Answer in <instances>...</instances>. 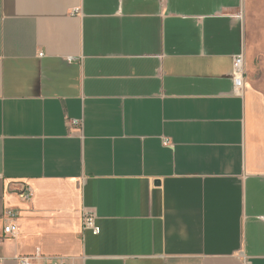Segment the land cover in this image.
Returning <instances> with one entry per match:
<instances>
[{
    "label": "crops",
    "instance_id": "1",
    "mask_svg": "<svg viewBox=\"0 0 264 264\" xmlns=\"http://www.w3.org/2000/svg\"><path fill=\"white\" fill-rule=\"evenodd\" d=\"M263 6L0 0V264H264V79L231 78Z\"/></svg>",
    "mask_w": 264,
    "mask_h": 264
},
{
    "label": "built area",
    "instance_id": "2",
    "mask_svg": "<svg viewBox=\"0 0 264 264\" xmlns=\"http://www.w3.org/2000/svg\"><path fill=\"white\" fill-rule=\"evenodd\" d=\"M42 55V53H40ZM231 78L233 83V90L235 93H240L245 79V55L243 51L232 55V69ZM72 124H77V121L72 120ZM20 197L24 200L29 199L31 195L30 188L24 186L19 193ZM6 217L14 220L17 217V212L8 210L5 213ZM82 228L90 229L93 234L99 232V227L95 223V215L92 211L84 209L82 211ZM17 231V226L14 222H10L3 226L2 233L0 234V245L4 239L14 237ZM17 264H77L71 257L63 255H45L36 250L31 254H20L16 257Z\"/></svg>",
    "mask_w": 264,
    "mask_h": 264
},
{
    "label": "rangeland",
    "instance_id": "3",
    "mask_svg": "<svg viewBox=\"0 0 264 264\" xmlns=\"http://www.w3.org/2000/svg\"><path fill=\"white\" fill-rule=\"evenodd\" d=\"M264 11V6H263ZM250 27L245 32L244 55L255 66L254 76L264 79V13L253 15Z\"/></svg>",
    "mask_w": 264,
    "mask_h": 264
}]
</instances>
